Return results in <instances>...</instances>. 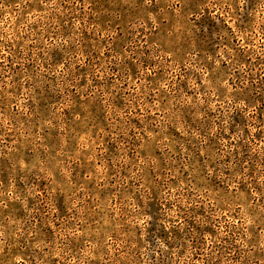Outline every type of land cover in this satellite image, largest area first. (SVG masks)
Returning a JSON list of instances; mask_svg holds the SVG:
<instances>
[{"label":"rangeland","instance_id":"1","mask_svg":"<svg viewBox=\"0 0 264 264\" xmlns=\"http://www.w3.org/2000/svg\"><path fill=\"white\" fill-rule=\"evenodd\" d=\"M0 264H264V0H0Z\"/></svg>","mask_w":264,"mask_h":264}]
</instances>
